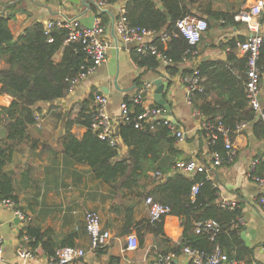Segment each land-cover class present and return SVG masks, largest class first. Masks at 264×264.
<instances>
[{"label":"crops","instance_id":"0c3cea01","mask_svg":"<svg viewBox=\"0 0 264 264\" xmlns=\"http://www.w3.org/2000/svg\"><path fill=\"white\" fill-rule=\"evenodd\" d=\"M127 1L120 0L114 6L104 5L100 8L105 11L102 12L96 7V0H79L78 4L67 0H0V15L12 17L9 28L16 38L39 23L46 25L50 21L77 19L84 27L91 28L96 19H101L112 44L106 62L82 81L73 93L54 103H41L36 107V124L29 127L28 137L18 143L10 158L7 157L3 172L12 179L18 210L30 222L24 224L12 211L0 206V234L4 238V261L0 264H46L50 256L42 247L33 250L27 240L26 229L30 226L41 230L46 235L44 241L54 250L64 244L85 250L87 255L80 264H153L158 256L172 253L178 246L180 251L174 264H191L184 254L181 219L167 216L163 223L164 236H156L147 229L149 207L146 204V195L170 178L181 175L193 180L194 177L174 169L176 162L191 159H199L207 165L208 180L218 190L216 204H235V210L239 212L234 227L237 238L225 241V252L245 264H264V213L260 204L264 186L249 177L254 160L264 164V136L255 130L253 123L249 124L236 134L233 141L235 160L213 167L209 146L201 130L205 117L188 100V88L182 76V71H193L205 62L227 65L231 53L238 60L245 59L236 48H230V44L247 38V26L231 18L200 17L207 19L209 30L199 44V54L195 60L180 66V72L172 76L162 62L157 69L136 65L133 60L136 45L123 42L117 35L115 24ZM254 3L255 0H209V7L215 13L236 16ZM63 52L55 55L57 63ZM235 64L230 62L227 67ZM6 67L5 61L1 60L0 69ZM232 71L234 75L239 74L238 68ZM160 79L168 84L165 99L173 112L170 121L176 122L178 129L185 133L184 142L179 143L176 139L172 144L162 140L157 147L151 146L139 162L142 169L137 171V176H120L115 182L105 181L74 151L68 150L64 143L68 132L78 142H83L89 133L85 126L74 124L68 128V123L78 117L84 101L102 93L108 98V112L118 137V155L111 164L126 161L131 165L130 151L135 147L128 146L121 137L124 124L121 105L150 84L147 99L151 105L157 106L154 101L156 86L152 81ZM218 95V91H211L208 99L215 102ZM13 100L10 95L2 93L0 83V113L3 108L10 107ZM260 101L264 107V75ZM6 137L5 127L1 124L0 147L3 150H8ZM78 152L86 154L84 149ZM88 212L99 214L102 227L112 234V241L105 249L93 251L91 248V239L85 230ZM129 212L133 214L132 226L127 229ZM129 236L138 240L137 250H129ZM20 250H33L37 257L25 263L18 256Z\"/></svg>","mask_w":264,"mask_h":264},{"label":"trees","instance_id":"16d2710c","mask_svg":"<svg viewBox=\"0 0 264 264\" xmlns=\"http://www.w3.org/2000/svg\"><path fill=\"white\" fill-rule=\"evenodd\" d=\"M96 1L106 6H114L120 0ZM209 6V0H128L124 10L131 27L172 36L169 42H162L158 38L154 44L161 54L172 61V65L167 66L166 70L173 76L180 72L179 67L185 63V54L189 48L185 38L179 33L177 34L176 24L180 20L189 15H195L222 18L223 20L231 18L234 21L235 15L215 13ZM11 19V16L0 15V61L4 60L7 65L6 68L0 69V83L2 93L10 95L14 99L12 105L3 108L0 113V125L3 124L5 127L7 134L5 143L8 144V150H3L0 147V198L12 200L17 206L12 179L3 172L5 161L11 157L13 149L17 148L18 143L28 137L29 127L36 124V107L41 103H54L66 98L70 94L69 83L83 71L89 69L92 62L80 44L66 43L68 31L64 27L55 29L51 33L50 37L53 42L49 43L50 37L46 35L44 24H35L27 29L25 34L16 38L9 28ZM235 46V42H231L230 48L233 49ZM61 50L64 51L63 56L57 63L54 57ZM133 60L139 67L157 69L161 66L158 58L150 53L138 54L134 51ZM230 62L236 64L228 68L227 65ZM227 65L218 62H205L197 66L203 92L196 91L192 96L193 107L205 117L206 123L222 126L228 130L232 141L236 137L237 127L243 123H253L255 130L264 136V122L257 118L251 108L245 89L248 71L247 60H238L231 53ZM259 66L264 71V51H262ZM236 68L239 70L238 75H234L232 71ZM193 72L194 70H184L182 76L183 78L192 76ZM214 90L219 93V99L215 102L208 99L209 94ZM125 102L136 113L141 111L140 107L133 106L130 99ZM80 111L78 117L68 123V128L79 124L85 126L89 133L83 142H78L68 132L64 137V143L68 150L74 151L81 161L87 162L98 176H103L108 182H115L120 176L125 178L137 176V171L142 169L139 162L142 156H146L151 146L157 147L162 140L172 144L176 141L171 130L163 125L154 132H144L136 130L133 125H123L121 137L128 146L135 147V150L130 151L131 165L126 161L111 164V160L118 155L117 148L100 140L98 135L91 130L94 111L93 96L82 103ZM203 136L210 152L226 155V138L219 135L218 139L211 144L205 132H203ZM81 149H84L86 154L79 153L78 150ZM254 175L264 179L263 163H259ZM197 184L200 185V189L193 201L192 189ZM150 197L170 209L167 216L172 215L181 219L184 229V248L190 247L211 254L215 247L219 246L230 258L237 259L229 252H225L224 247L226 240L237 238L234 226L237 223L239 212L216 204L218 190L208 180L206 174H198L193 180L176 175L165 184L157 186L153 192L148 193L146 200ZM132 216V212H129L126 220L127 229L132 226ZM167 216L159 223H152L149 219L148 231L156 236H164L163 223ZM210 220L216 221L221 226V231L215 242H212L208 235L195 233L197 224ZM229 234L230 238H228ZM26 235L29 237L33 250L42 247L51 257L55 256L56 252L62 248L73 247L64 244L60 248L52 249L49 243L44 241L46 235L32 226L26 229ZM140 241L142 243L143 239ZM179 251L180 247L178 246L172 253L177 254Z\"/></svg>","mask_w":264,"mask_h":264},{"label":"built area","instance_id":"2783aa9c","mask_svg":"<svg viewBox=\"0 0 264 264\" xmlns=\"http://www.w3.org/2000/svg\"><path fill=\"white\" fill-rule=\"evenodd\" d=\"M99 7H105L104 4L98 3ZM264 0H255V3L249 8L243 10L235 16L237 22L245 24L248 28L249 35L244 40H237L235 48L247 60V82L246 93L250 102V106L255 112L257 118L264 122V107L260 101V92L264 71L259 66V60L264 51ZM64 27L68 31L66 43H78L86 53L88 59L92 62L89 69L83 71L70 84V93H73L77 86L96 70L102 66L108 57L112 44L108 40L107 30L101 19H96L91 28L84 27L80 21L75 20H59L50 21L45 25L47 36L58 28ZM117 35L125 43H134L138 54L150 53L156 56L165 66L172 65V61L161 54L154 42L160 38L162 42H169L171 35L166 33H155L147 29L131 27L128 19L125 16V10L115 24ZM177 34L182 35L188 42L189 48L185 54L184 62L195 60L199 54L198 47L203 36L209 30V22L205 18H200L195 15H189L180 20L176 24ZM175 36V35H174ZM53 39L50 37L49 43ZM191 58V59H189ZM198 68L194 69L192 76L183 78L185 85L188 88V100L191 102L192 96L196 91L203 92L201 87V79ZM151 85L146 84L130 98V102L134 107H140L141 111L136 113L129 105L124 102L121 105V114L123 125H133L136 130L154 132L159 126L168 127L172 134L176 137L179 143L186 140V135L181 132L176 123L170 121L165 116V111L158 106L151 105L147 97L151 90ZM94 111L91 123V130L98 135L102 141H106L111 147H118V137L113 130V122L110 113L108 112V98L102 93L94 94ZM38 119V118H37ZM249 123L239 125L235 134L241 133L247 128ZM202 132L206 133V137L213 144L222 135L226 138V155L223 156L218 152H210V161L213 167H221L225 164H230L235 160L236 151L234 142L229 136V131L222 126H216L212 123L203 121ZM259 160L252 162L249 177L259 184L264 186V179L254 175L256 167L259 165ZM174 169L186 176L195 177L198 174H206L208 178L207 165L199 159H191L187 161H178L175 163ZM200 185H195L192 189V200L194 201L199 193ZM1 194V190H0ZM146 204L149 207V219L152 223H159L165 216L170 213L168 207L154 201L153 198H147ZM262 211L264 213V197L260 198ZM0 206L12 211L16 218H19L24 224H28L30 219L18 210L15 202L9 199L0 198ZM223 208L235 210V204H222ZM1 227V225H0ZM235 227V226H234ZM85 230L91 239V248L93 251L107 248L112 241V234L102 227L101 217L95 212H88L85 218ZM221 231V226L216 221L210 220L201 224H197L195 233L197 235H208L212 242H215L216 237ZM29 240V238H27ZM129 250H137L139 242L134 236L128 237ZM184 254L190 259L191 264H245L236 259L230 258L222 251L219 246H216L211 254L202 252L190 247L184 248ZM87 252L83 249L66 247L58 250L53 257H48L46 264H80L85 259ZM18 256L25 262L36 259V253L33 250H20ZM176 258L175 253L158 256L153 264H174ZM4 261V238L0 234V262Z\"/></svg>","mask_w":264,"mask_h":264},{"label":"water","instance_id":"95a60500","mask_svg":"<svg viewBox=\"0 0 264 264\" xmlns=\"http://www.w3.org/2000/svg\"><path fill=\"white\" fill-rule=\"evenodd\" d=\"M67 1L70 3H74V4L79 3V0H67ZM95 5L97 8L100 9L98 4H95ZM102 12H105V11H102ZM152 83L156 86L155 91H154L155 104L159 107L164 108V110L166 111V114H165L166 118H168L169 120H172L171 117L173 116V112H172L171 106L167 103V101L165 99V93L167 91L168 84L165 81H163L162 79H160L158 81L153 80ZM246 229H244V230H246Z\"/></svg>","mask_w":264,"mask_h":264}]
</instances>
